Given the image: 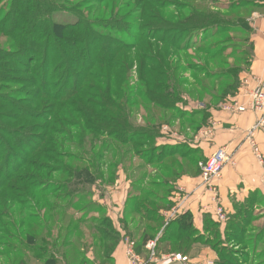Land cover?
<instances>
[{"label": "rangeland", "instance_id": "1", "mask_svg": "<svg viewBox=\"0 0 264 264\" xmlns=\"http://www.w3.org/2000/svg\"><path fill=\"white\" fill-rule=\"evenodd\" d=\"M241 1L247 0H50L53 5L49 13L53 22L59 25L88 22V28L93 23L99 27H91V31L101 32L99 42H94L95 46L88 43L91 45H86L80 53L85 55L87 49L99 48L103 56L91 72L93 77L79 85L77 82L75 85L77 80L73 77V73L78 72L75 65H72V72L59 66L50 89L42 84L38 86L40 80L36 78H40L38 71L43 67L41 58L32 56L33 61L27 57L34 55L35 49L42 52L46 48L44 42L37 47L30 44L28 53V46H19L0 33L1 57L12 56L7 70L2 73L5 81L0 82V264H23L24 261L38 264L34 259L45 256L40 252L45 245L34 248L27 244L28 234H23L18 226L22 223L21 213L27 216L46 214L45 210L51 205L60 207L59 211L53 212L50 233H41L38 238L45 237L46 242L49 239L48 244L58 245L55 250L59 257H64L61 245L70 242L75 249V264L80 262L79 254L84 246L82 256L94 258L97 264L106 262L119 240L113 242L115 237L108 228L106 233L114 237L108 243L98 232L104 214H100L93 197L116 178L122 181L127 178L138 186L136 188L140 187L144 196L156 188L142 183L143 176L152 173L154 167L144 166L146 175L137 172L142 161L136 160L134 151V154L129 151L134 147L124 145L122 137L108 138L103 131L131 132L149 126L155 131L157 126L164 125L177 134H184L191 128L194 129L192 133L196 130L199 136L207 128L202 127L207 107L232 94L227 87L235 89L239 72L249 68L254 34L251 19L256 14L264 16V6L258 8L262 0H252V5L229 9ZM3 5L0 0V7ZM176 27L183 31L180 38H184L176 40L183 51L170 52L168 46L158 44L162 39L169 44L173 33L166 30ZM222 28L229 32L209 38ZM30 32L25 31L27 35ZM91 38L87 40L92 42ZM69 44L77 48L70 41ZM194 48L214 49L213 55L207 57ZM113 49H116L115 57L110 60L107 53ZM47 50L57 57L61 55L55 45ZM223 50V54L218 53ZM64 51L67 58L72 57L70 51ZM158 59L159 66L173 64L176 71L164 69L168 74L156 78L151 70ZM0 62L6 63L3 59ZM225 72L231 79L216 80ZM112 73L115 82L111 79ZM210 75L216 79H208ZM154 82L170 84L158 96L151 93L157 91ZM141 93L147 97L138 98ZM161 96L190 108L202 104L203 115L192 119L188 116L190 111H185L187 115L181 118V110V113L162 110L155 104ZM147 100L153 101L148 103ZM228 103L230 101L222 105ZM61 130L64 133L59 136L61 142L58 143L53 133ZM44 137H47L45 142ZM54 143H58L57 146ZM200 162L202 160L197 162V167L201 176ZM147 179L150 184L156 181L153 176ZM40 188H46L49 198L41 206L39 200L44 197H41ZM132 190L131 193H135ZM255 200L254 205L246 202L237 208L225 226L217 228L210 223L206 232L200 233L202 237L198 235L202 243L216 252L215 264H264V200L263 197H255ZM150 216L154 222L139 216L134 217L129 226L136 239L145 235L147 242L142 241L145 249L151 241L157 243L165 227V223L157 222L156 216ZM25 219L28 226L31 222ZM135 252L138 254L136 249ZM184 252L185 248L179 254ZM155 254L160 256L156 248Z\"/></svg>", "mask_w": 264, "mask_h": 264}, {"label": "crops", "instance_id": "2", "mask_svg": "<svg viewBox=\"0 0 264 264\" xmlns=\"http://www.w3.org/2000/svg\"><path fill=\"white\" fill-rule=\"evenodd\" d=\"M251 21L254 28L251 38L253 57L248 70L239 76L240 85L237 93L218 104H211L205 112L202 127L214 126L215 136L212 139H205L198 136L196 130L192 133L194 129L191 128L184 134H177L171 127L164 125L157 126L155 131L151 126L141 127L140 130L147 132L149 142L154 143L155 151H159L160 148H170L171 151L170 155H162L164 157L159 166L148 164L141 157L135 156L136 160L142 161L137 172L146 175L144 166L154 167V171L143 176L145 178L142 181L146 187L151 185L156 188L153 192L147 193L148 202L142 203L143 191L140 187L136 188L138 186L127 178L123 181L119 178L114 179V183L93 197L94 204L101 211L100 214L103 213V218L110 221L119 240L110 259L102 264H129L126 256L128 243L138 254L147 256L142 237L136 239L129 230L134 217L140 216L145 220V212L156 213L160 221L165 223L156 243L159 258L179 254L171 250L169 246L171 242L166 235L179 236L186 224L195 231V234L180 241L188 244L182 255L188 258L189 264H215L218 259L216 252L202 243L198 235L206 232L210 223L217 228L225 226L237 208L244 206L246 202L256 204L255 197H263L264 200V129L254 135L253 146L246 140V135L255 124L257 115L251 111L232 114L221 108L224 102L233 100L239 101L242 105L247 104L258 82L264 81V16L256 14ZM174 104L173 110L183 111L181 118L187 115L185 111H190L188 116L192 119L201 118L203 115L202 104L196 108ZM194 122L193 125L196 124V121ZM219 149H224L231 160L226 165L221 180L204 185L197 162L207 160ZM171 159H175L174 167L168 162ZM148 176L156 178L154 184H150ZM132 189L135 190L133 194ZM215 196L218 198L217 202L214 200ZM219 206L226 212L225 222L218 221L216 213ZM170 216L173 218L168 221ZM86 258L88 262L97 264L94 258L88 255ZM58 263L65 264V260L59 258ZM158 264L183 263L163 261Z\"/></svg>", "mask_w": 264, "mask_h": 264}, {"label": "trees", "instance_id": "3", "mask_svg": "<svg viewBox=\"0 0 264 264\" xmlns=\"http://www.w3.org/2000/svg\"><path fill=\"white\" fill-rule=\"evenodd\" d=\"M1 1L4 2V5L0 7V15L2 16L0 19V33L3 36H6V37L12 39V41H14L19 46H22L24 44H25V46H28L26 49V51L28 53L31 51V47H29L30 44L34 47H37L40 43L44 42V46H46V48L42 52H37L35 49L33 51L34 55H32V54L27 55V57L29 59H32V56L33 57L36 56L37 58L40 57L42 60L43 67H41L40 70L38 71V73L41 76H40V78H38V76L36 78L37 80H40V83H38V86H40L42 84L43 87H48V89H50V87L52 86L53 77L55 76L56 72L58 71L59 66H61V65L64 68H67V69L69 68L68 69L69 72H72V70H74V68L72 69V65H75V69L78 68V72L73 73L74 79L77 80V81H75V85H77L76 82L79 85L81 83V81H87V79L93 77L91 72L93 71V69L98 67L97 64H99V61H101V58L103 57L99 52L100 49L99 48H96L94 50L87 49V52L85 55H81V53L84 51V49H85L84 47L86 45L87 46L91 45L88 43H92V45L95 46L94 42H99L100 37L98 36V34H101V32H96L95 29H93V31H91V27L97 28V29L99 27H96V25H94V23H93L88 28V22L86 24L84 22H79L78 24L75 23L72 25L71 24L70 25L69 24L68 25H59L58 23L53 22L52 20H50L51 16L49 13L50 12V6L53 5L50 2V0H1ZM252 2H253L252 0H247V1H243V2L241 1V3H239V4H233L231 6V8H229V9L249 5ZM255 2H257V1H255ZM259 4L261 7H258V8H262V6H264L263 5L264 0H262V2ZM193 27H195V26H193ZM25 31H31V32L28 33L29 35H27L25 33ZM166 31L173 33V38L170 40L169 44L167 43V40L162 39L158 45L159 46H168L170 52H172V51H175V52L183 51V49H181L182 46H180V44L178 45L176 43V40H178V39L181 40L184 38V37L180 38L181 36H183L182 29L180 27H176L173 30L171 29V30H166ZM90 32H92L97 37L92 36L90 34ZM227 32H229V31L226 30V28H222L221 30H217L216 32L211 34L209 38L211 39L217 35L225 34ZM21 33H22V35H21ZM161 34H162V29H161ZM28 36H31V39ZM91 36H92V38H91ZM88 38H91L92 42L91 41L89 42ZM28 39L31 41H28ZM69 41L72 42V44H76L77 48L71 46L69 44ZM116 44H118L117 41H116ZM52 45H55L57 47V49H59L61 51L60 56L57 57V56L51 54V52L47 50L48 47H50ZM65 49H67V51H70L72 57L67 58L68 54L65 53V51H64ZM80 49H81V51H80ZM190 49L192 50L193 47H191ZM194 49L196 50V52H198L200 54H205V56H207V57H210L211 55H213V50H214V49H210V48H208V49L207 48H201V49L200 48H197V49L194 48ZM115 50L116 49L110 50V52L107 53V55L110 57V60L115 55V52H116ZM161 50L163 51V49H161ZM165 51H167V50H165ZM224 51L225 50H223V52H218V53L223 54ZM38 53H41V54L39 55ZM79 53H80L81 57L79 56ZM149 55H151V54H149ZM151 56H156V55H151ZM214 56L216 57L217 53L214 54ZM251 56L253 57V54ZM11 57H12L11 55H5L4 58H2L1 53H0V60L3 59L4 61H6L5 64H2L0 62V82L5 81V77H3L2 73L7 70V65H8L7 62H9V63L11 62V59H12ZM252 57H251V60H252ZM115 60L113 62L116 63ZM251 60H250V62H251ZM153 61H156V60H153ZM159 61H160V59H158L155 62V68H154V70L153 69L151 70L152 75H157L156 78H163V77H165V74H168L167 72L164 71V69L167 71H169V70L174 71L173 67H175V66H173V64L170 66H167V65L165 66L164 64L159 66V64H158ZM65 64H66V66H65ZM54 65H55V69H52V67ZM157 71H158V73H157ZM242 72L240 71L238 74L237 81L235 82L236 88L231 89L229 86L227 87L229 90L232 91V94H230L228 96H234L237 93L238 87L240 85L239 76ZM142 76H144V74ZM207 77H208V79H211V80L216 79V77H214L213 75H210ZM111 79H113L114 82L116 80L113 73L111 74ZM224 79H231V76H229L228 72H225V73L219 75V77L216 80L222 81ZM113 80H112V82H113ZM69 83H71V82H69ZM69 83H68V85H70ZM168 84H170V83L169 82H166V83L163 82L162 84H160V83L156 82L155 83V86H156L155 90H157V91L159 90L160 92L159 91L158 92L152 91L151 93H157L158 96L162 95L161 90L164 89L165 86H167ZM112 86L114 87V85H111V88H112ZM115 86H116V84H115ZM49 95H51V94H49ZM145 97H147V96H145L141 93L140 97H138V98L143 99ZM224 97L227 98L226 96H224ZM225 98H222V100ZM165 100H166V98L161 96L160 101H156L155 104H157V106H159L160 108H163L162 110L172 111L173 105H175L174 100H172L170 98H167L166 101ZM152 101L153 100H147L148 103H151ZM163 103H164V105H163ZM160 104H162V106H160ZM175 110L178 111V109H175ZM179 112L181 113L180 110H179ZM129 131L130 130H128V131L111 130L108 132L103 131V133L106 134L108 136V138H110V139L111 138L116 139L117 137H122L124 145L132 146V147H134V149H136V151L134 149L133 150L131 149L129 151H131V152L134 151L135 154L133 152L132 153L135 156L141 157V159H143L148 164H157L159 166L160 162L163 160V157H164L162 155H168V154L170 155L171 154L170 148H160L159 151H155L154 143L149 142V139L146 136L147 132H145L144 130H139V131L131 130V132H129ZM63 133H64V130L53 133L55 139L58 138V140H59L58 143L61 142V139L59 136ZM46 139H47V137L46 138L44 137V139H43L44 142ZM57 144H55V146H57ZM31 151H32V149H31ZM17 158H20V156H18ZM202 161H204V160H202ZM169 164L172 165L173 162H170ZM80 179H81V177H80ZM40 189H41L40 194L42 195L41 197H44L43 199L39 200V201H41V203H40V206H41L42 202L48 201L49 198L46 197L48 195V194H46L47 193L46 192L47 190H45L46 188H40ZM32 193H34V192H32ZM146 195L144 196L142 203L148 202ZM51 201H52V199L49 200V202H51ZM48 203H47V206H48ZM59 208L60 207H58V206L53 207V205H51V206H48L47 210H45L47 212L46 214L39 213V214H33V215H29V216L24 215L23 213L20 214L22 223L18 227H20V229H22L23 234H28L27 244L33 245L34 248H38L40 246V244L45 245V246H42L40 248V252L43 253V255L45 253V256L34 259L38 264H59L58 263L59 258H63L65 260V264H75V260H76L74 258L75 254H73L75 249L73 248V246L71 245L70 242L66 241L61 245L64 249V252H63L64 257H59L57 255L56 250H55V249H57L58 245L48 244L49 239L46 242V240H44V238H45L44 236H43L44 238H42V239L38 238V235L41 233L42 234L44 233V235L47 233H50L49 228H50L51 223L53 222V219H54L53 212L59 211ZM44 209L45 208L42 206V211ZM49 213H51V214L48 215ZM150 215L156 216L157 222L160 221V218L157 216V214L153 213V212H145V220H151L152 222H154L153 217H151ZM25 218L29 219L31 222L30 224H28V226L26 224L27 220ZM45 221H46V223L44 224ZM33 225H34V227H36V230H34V227H32ZM100 225H102V226H100V229L98 232L103 235L104 241L108 243V242H110V240H113L115 237V239L113 240V242L115 243L117 240L116 232L114 231L110 221L107 218H103V219H101ZM13 226L15 228L17 227L15 225H13ZM106 228H108L111 231V233L114 236L113 238H111L110 235H108L106 233V230H105ZM193 234H195V231L190 226L185 224V226L182 228V231L179 233V236L173 237V234H170L169 236L166 235V237H169L168 241L171 242L169 244L171 250L174 253H180L185 248V251H186L187 247H184L185 246L184 242L182 243L180 241L184 240L186 238H191V235H193ZM163 239L165 241V238H163ZM37 240H40V241H37ZM141 240L147 242V240H145V235L141 238ZM35 242H38V243H35ZM44 242H46V243H44ZM83 248L84 249L80 251L81 254H79L81 256V260L78 264H93V263L88 262V259L84 255L82 256V253L84 252L86 247L84 246ZM17 253L19 254V252H17ZM69 256H72V257H69ZM110 256H108L105 260L108 261L110 259ZM22 263L27 264L25 261Z\"/></svg>", "mask_w": 264, "mask_h": 264}, {"label": "built area", "instance_id": "4", "mask_svg": "<svg viewBox=\"0 0 264 264\" xmlns=\"http://www.w3.org/2000/svg\"><path fill=\"white\" fill-rule=\"evenodd\" d=\"M247 83V82H246ZM247 104L242 105L237 100L230 101L226 105H221V108L232 114H243L247 111L254 112L257 115V120L253 127L247 132L246 140L250 142L251 145H255L254 135L264 129V81H259L255 90L250 94ZM200 137L205 139H212L215 136L214 126H210L201 131ZM230 161V156L224 149L217 150L210 158L199 163L201 170V178L204 185H209L214 181H219L223 176V168ZM261 163L262 160H260ZM217 197L215 196V202H217ZM217 218L219 222H225L227 219L226 212L222 206L217 209ZM173 216L169 217L172 220ZM169 223V222H168ZM156 241H151L147 244V256L143 257L135 252V249L130 244L126 250V256L129 264H158L163 261L170 262H180L183 264H189L190 261L187 257L180 254H175L172 256H161L157 257L155 254ZM212 264V263H210Z\"/></svg>", "mask_w": 264, "mask_h": 264}, {"label": "bare ground", "instance_id": "5", "mask_svg": "<svg viewBox=\"0 0 264 264\" xmlns=\"http://www.w3.org/2000/svg\"><path fill=\"white\" fill-rule=\"evenodd\" d=\"M200 168V167H199Z\"/></svg>", "mask_w": 264, "mask_h": 264}]
</instances>
